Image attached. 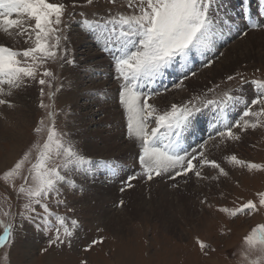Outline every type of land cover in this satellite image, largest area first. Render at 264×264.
I'll return each mask as SVG.
<instances>
[{
	"label": "rangeland",
	"instance_id": "1",
	"mask_svg": "<svg viewBox=\"0 0 264 264\" xmlns=\"http://www.w3.org/2000/svg\"><path fill=\"white\" fill-rule=\"evenodd\" d=\"M235 1L232 0V4ZM50 2H58V0H50ZM243 2L244 0H241V2L236 3V12L239 17L236 15L234 16L235 19L230 16L235 11L223 10L225 22L219 24L215 29L208 48L210 49L209 54L208 51L206 52L208 49L203 50V52L194 51L190 54L188 59L193 64L191 69L197 75L185 81L186 87L175 90L174 84L179 80L177 79L174 84L168 87L171 89L170 91L150 102L164 109L166 108L165 106L168 107L167 103L170 106L171 103L186 101L197 94L207 93L208 89L216 88V85H220V88L216 89V95L208 93L209 98L215 99L222 94L221 90L236 89L239 79L228 82L226 77L229 74L236 75L237 73H243L249 81L248 84L240 86V95H244L245 99L255 96L257 90L251 84V81L254 78L264 79V46H262L264 45V29L250 32H255L260 36V38H254L258 41L253 47L238 48V46H234V43L246 37L243 33L249 31L248 28H245V24L249 20L251 22L255 20L258 24L264 22L260 18L263 16L261 13H263L264 7L259 6L257 0H250L247 4L252 9L251 13L247 20H242L243 17L240 10ZM63 3H65L67 8L65 18L67 19L68 14L72 13L69 30H72L73 26L74 28L78 25L81 27L80 22L83 19H97L96 21L102 22V20L108 18L110 13L126 15L129 11L127 9V0H116L114 5L108 4L107 0H94V4L90 6L84 4V0L65 1ZM73 3L78 6L72 8ZM229 3L230 0H224V5H229ZM239 7L240 9H238ZM237 18H239V21L236 20ZM230 29H232V33ZM98 30L96 28L88 29L86 37L89 38H86V40L90 41V37L94 36L92 38L94 41L97 40L96 44L98 47L100 46L96 49L98 52L96 53H100L101 57L106 54L107 56H104V59L111 60L110 53L102 51L107 44L110 46L108 37L105 35L107 32L100 31L101 33H99ZM98 36L101 38H98ZM11 41H13V44H11ZM0 44L12 47L18 51L29 46L24 42L23 38L10 36L2 31H0ZM244 44L243 40L242 46ZM69 47L72 58H74L72 51L74 48L70 44ZM83 47H85V50H91L89 46L84 45ZM82 48L78 47L76 49L78 50L77 52H81ZM228 48L232 55L227 60L224 57V52ZM112 51H115V49L113 48ZM221 53L224 54L221 55ZM236 59L237 63L229 65ZM207 60L214 62V66L210 69L203 67V63ZM45 67L52 71L56 77L52 82V91L55 93L52 101L47 98L49 89L45 86L44 103L52 104L54 107V115L49 123L55 127L58 136L65 141V146H74L78 154L84 155L85 150H83V147L76 146L77 144L81 145L79 139L82 137H75L73 130H71L78 125V122L74 124L72 107L61 96L70 88L65 72L67 66L61 68L55 62H48ZM216 71H221V76H214ZM96 76H99V74ZM101 78L104 79L103 75ZM58 85L61 86L60 92L55 91ZM3 87L5 92L9 91L7 85ZM40 87L38 83L30 81L26 88L13 89L15 90L13 97H16L12 101L14 107L0 106V110L6 107L4 109L8 113L5 120L2 116L3 112L0 111V123L2 124L0 132V222L7 223L9 219H12L15 225L14 242L10 247L0 249V264H81L82 261L85 264H247L246 257L249 245L245 242V237L251 234L253 228L264 224V211L233 218L226 213L218 212L216 209L220 207L231 209L248 199H253L258 203V193L264 192V171L250 172L246 168L229 164L226 157L235 154L239 159L246 162L264 165V127L257 128L255 131L250 130L248 133L243 134L239 142H230L223 148L222 152L224 153L220 152L219 154L218 151L214 153V158L225 167V170L229 172V176L227 178L222 177L220 184L214 181L210 182V187L206 186L205 181L197 182L193 176L188 184H185L184 180L181 179L182 181L180 180L178 188H173L171 182L167 183V180H156L154 183L146 180H137L133 182V188L121 192V177L128 175H121L120 178L114 179L113 175L105 174L102 170L111 172L109 168L114 171L115 168L120 166H128L126 168L130 169L129 171H132V173L139 171L137 164L139 146L133 144L135 154L131 160L132 162L129 161L127 165L126 163L124 165L123 161L119 159V162L118 160L109 159L105 156L106 154L101 156L93 155L90 160L97 168L92 166L89 173L91 180H95L92 176L96 175L99 183L94 182L98 185L90 182L85 177H74L72 182L76 187L72 188L71 200L67 203V206H58L54 199L49 202L50 211L53 214L50 217L52 227L49 232L45 233L42 230H37L35 223L21 222L19 219V212L23 210V205L28 202L26 197L18 195V189L23 181L19 177L10 178L8 181L3 178L4 172L24 152L29 151L32 145H42L46 139V133L37 135L34 132L37 121L46 117V110L37 106L40 103ZM163 90L161 89L160 91L163 92ZM80 92H78V95ZM80 97L82 98L81 94ZM0 98L7 99L8 96ZM31 100L32 103L29 102ZM99 100L105 101L106 99L100 96ZM25 103H28L31 111L29 118L23 119L22 122V111H24ZM236 106H234V117L229 122L236 121L241 116V111L237 110ZM210 111L211 109L204 110L195 122L196 125L201 126L203 131H212L210 128L216 123V120L210 121L214 115L210 114ZM78 113L80 114L78 118H81V115L83 118L84 114H86V112H81L80 110H78ZM91 113H96V109H92ZM118 113L120 127H117V131L119 130L118 133L121 135L120 139L122 140H119V142L123 145L127 138L126 114L123 113L122 109L118 110ZM206 114L208 116L203 118ZM228 116L230 118L232 115L228 112ZM100 117L102 119L103 116H97L94 123H97ZM8 123L10 124L7 125ZM5 126H8V128H5ZM95 127H89V130H93ZM84 131H87V129ZM197 133L191 127L185 135L184 145H194L197 141L194 136H197ZM207 136L208 133L204 135V139ZM201 140L202 136H200L199 141ZM75 141L76 144L74 143ZM11 152L12 155L8 158L7 156ZM37 155L38 153L35 150L31 152L30 162L25 165V174H27L30 165L36 162ZM101 158L103 161L100 162L101 164H97ZM108 164L112 166L108 168ZM75 170L80 171L82 167ZM206 171L209 175L215 174L212 169ZM105 185L111 187L112 190L114 189L115 192L117 191L114 198L109 196L110 201L107 200L106 204L103 199L99 198L98 201L97 196L94 198L102 187H106ZM61 187H63V184H61ZM100 194L103 193L101 192ZM121 199L124 202L123 206L119 204ZM202 199H207L208 203L201 204L200 201ZM209 204H212L213 207L210 208ZM69 209L73 210L69 211ZM37 211L41 210L37 208ZM5 212L12 213L14 216L5 217ZM56 216L64 217L65 226L73 231L74 234L64 244L49 246V236L55 235L56 229L59 227L55 219ZM72 219L78 221L75 227L71 224ZM22 223L23 226L21 227ZM2 234L3 228L0 226V235ZM92 240H100L102 242L85 252L84 248ZM199 242L208 245L206 252L200 250Z\"/></svg>",
	"mask_w": 264,
	"mask_h": 264
},
{
	"label": "snow or ice",
	"instance_id": "2",
	"mask_svg": "<svg viewBox=\"0 0 264 264\" xmlns=\"http://www.w3.org/2000/svg\"><path fill=\"white\" fill-rule=\"evenodd\" d=\"M107 3L114 5L116 0H107ZM84 4L93 5L94 0H84ZM77 6L76 3L72 4V8ZM224 7V0H127L129 11L126 15L110 13L102 22L91 19L80 22L82 28H96L108 33L110 46L106 45L102 51L111 55L109 78L116 84L117 110L122 109L126 114L127 138L139 146V171L126 178L121 177V192L133 188V181L156 182L157 178L171 181L173 188L179 187L181 179L188 184L193 176L197 182L205 181L209 187L213 181L220 184L221 178H227L229 172L214 158V153L223 151L230 142H239L242 135L250 130L264 127V79L254 78L251 81L257 91L254 97L245 99L239 94L240 86L249 83L243 73L227 75L226 81L239 79V83L234 90H221L222 94L215 99L209 98L208 93L216 95L220 85L186 101L171 103L164 109L150 102L171 90L164 87L162 92L158 88L153 89V84L175 62L180 61L187 68L182 78L174 84L175 90L184 89L185 81L197 75L188 67V58L194 51L203 52L209 48L215 29L225 22ZM261 7H264V0H261ZM66 12L62 0H0V31L21 37L29 45L18 51L0 44V97L11 96L12 89L26 88L31 81L41 86L40 103L37 106L46 110V117L37 121L34 127L37 135L46 133V139L42 145H32L29 151L24 152L4 172L3 178L8 181L19 177L23 181L18 195L26 197L28 202L19 212V219L21 222L35 223L37 230L45 233L52 227L50 217L53 214L49 202L54 199L58 206H67L60 185L67 183L69 187L75 188V184L68 179L69 174L74 167L80 169L91 163L78 154L74 146H65V141L49 123L54 115V107L44 103L45 86L49 89L48 100L54 99L52 82L56 79L45 65L55 62L63 68L76 63L71 55L67 35L72 13L66 19ZM240 12L243 20H247V0H244ZM245 27L249 29L243 33L247 36L251 31L264 29V22L246 23ZM113 48L115 51H112ZM213 66L212 60L203 63L204 68L210 69ZM4 85L8 86L9 91H4ZM145 88L149 90L145 91ZM60 90L61 86L58 85L55 91ZM233 104L242 105L241 116L229 122L224 118V113ZM3 105L14 107L10 100L0 98V106ZM206 109L216 110V123L212 125V131L195 145L185 146V134ZM33 150L38 153L36 162L30 165L25 174V165L30 162ZM226 160L250 172L264 171V165L246 162L235 154L227 156ZM208 169L214 170L215 174H207ZM200 202L205 204L208 200L202 199ZM123 203L121 200L120 206ZM209 207L213 205L209 204ZM37 208L41 211L38 212ZM216 210L233 218L259 213L264 211V192L258 193V203L248 199L234 208L220 207ZM4 215L14 216L8 212ZM55 219L59 227L55 235L49 236V246L64 244L74 234L65 226L64 217L56 216ZM71 224L75 227L78 221L72 219ZM0 226L3 228L0 249H6L14 242L15 225L9 219L7 223L0 222ZM101 242L92 240L84 251L88 252ZM245 242L249 245L247 264H264V224L253 228L251 234L245 237ZM199 247L206 252L208 245L199 242Z\"/></svg>",
	"mask_w": 264,
	"mask_h": 264
},
{
	"label": "bare ground",
	"instance_id": "3",
	"mask_svg": "<svg viewBox=\"0 0 264 264\" xmlns=\"http://www.w3.org/2000/svg\"><path fill=\"white\" fill-rule=\"evenodd\" d=\"M62 1L63 2L68 1L69 2V1H73V0H62ZM260 1L261 0H257L259 6H261ZM237 2H241V0H236L234 2V4H232V0H230L229 5H225V8L223 9V10L230 11V12L232 10L235 11V13H232L234 15H232V14L230 15L231 17H234L236 15L238 16V13L236 12V7H235ZM249 2H250V0L249 1L247 0V3H249ZM238 9H240V7ZM251 10L252 9L249 7V11H251ZM263 13H264V10H263ZM252 14H253V12H252ZM260 18H262L264 20V15L261 16ZM234 19H235V17H234ZM236 20L239 21V18H237ZM253 22H255V20H253ZM86 31H88V29H86V28L82 29V27H80L78 25L75 28L73 26V29L69 30L67 32V35L69 36V44L72 45L74 48V50H72V51L74 53V59H75L76 63H75V65H73L71 67L67 66L65 69V72L67 75L66 79L68 80V84H70V88L67 89L64 94H61V96H62V98H65L64 101L69 102V104L71 105L72 110H73L72 115L74 116V124H77V122H78V125H79V126L77 125L76 127H74V129H71V130H73V134L75 137H79V136L82 137L79 139V141H81V145L77 144L76 146L77 147H81V146L83 147V150H85V154L83 156L85 157L86 160L90 161L91 163H87V164L83 165L82 170H80V171H76L75 170L76 168L75 169L73 168V171H72V173L69 174L68 179L72 181V179L74 177H80V178L87 177L86 179H88L90 182L99 183V179L96 177L95 174L92 176V178H94L95 180H91V175L89 173V170L92 166L97 168L95 165H93L92 161L90 160L91 156H93V155L101 156L102 154H104V155L106 154L105 156H107L109 159H111V160H118L119 159L120 161H123L124 165H125V163L127 165V163H129V161H131L133 159L134 154H135V150H134L133 143L130 142L127 138H126L127 140L125 139V141L123 142V145L119 142V140H121L120 139L121 135L118 133L119 130L117 131V129L120 127V120L118 117L119 113H118L117 104H116L117 91H116V84H115L114 80L109 78V64H110L109 61H110V59L109 60L104 59L105 58L104 56H107L106 54L103 55L102 57L99 55L100 53L97 54L98 52L96 49L100 47V46L98 47L96 44L98 41L97 40L94 41V39L92 38L94 36L90 37L91 38L90 41H87L86 38H89V37H86ZM98 31H99V33H101L100 32L101 30H98ZM230 31H231V33L233 32L232 29H230ZM238 32H240V31L238 30ZM105 35H107V37H108V33ZM98 38H101V37L98 36ZM254 38H260V36H258L255 32H252L249 35H247L245 38L238 40L236 43H234V46H238V48H242L245 46H247V47L252 46L253 47L254 44L258 41L257 39H254ZM243 40H244L245 44L242 46ZM17 42H18V40H17ZM11 44H13V41H11ZM84 45L89 46L91 50H85L84 49L85 47L82 48V46H84ZM262 46H264V45H262ZM78 47H81L83 50L81 52H77L78 50H76V49ZM235 48H237V47H235ZM207 51L209 54L210 49L206 50V52ZM224 53L223 54H224L225 59H227L230 55H232L230 53L229 48L227 50H225ZM257 58H259V57H257ZM238 61H239V59H238ZM232 62L233 63H230L229 65H232L235 62L237 63V59L235 61H232ZM226 66H228V65H226ZM97 74H99V76H96ZM221 74H222L221 71L220 72L219 71L214 72V76H216V77L221 76ZM102 75H103L104 79L101 78ZM87 84H89V85L86 87ZM11 91H12V95L8 96L7 99L12 102L13 99H15L16 97H13L15 95V92H14L15 90L12 89ZM79 91H81L80 94H81L82 98L80 97V94L78 95ZM30 93L32 94L31 91H30ZM100 96L106 100L100 101L99 100ZM29 102L32 103V100ZM80 103H81V105H80ZM157 104H159V103H157ZM24 105H25V108H24V111H22V122H23V119L29 118V113L31 111L28 103H25ZM167 105L169 107L168 103H167ZM234 106H235V104L230 105L227 108L226 112L228 111L229 114L233 115L234 114ZM165 107H167V106H165ZM4 108H6V107H4ZM4 108H2L0 111L3 112L2 116L6 120L8 113H6ZM160 108H162V107H160ZM92 109H96V113H91ZM236 109L237 110L239 109L241 111L242 105H237ZM78 110H80L81 112H86V114H84L83 118H82V115H81V118H78V116L80 115L78 113ZM88 110H90V111H88ZM101 115L103 116L102 119L100 117V119H98L97 123H94L95 118L97 116L99 117ZM207 116H208V114L204 115L203 118L207 117ZM199 119H201V118H199ZM125 123H127V120H125ZM9 124L10 123H8L7 125H9ZM81 125H82V127H81ZM0 126H1L0 127V132H1V130H2V124L1 123H0ZM94 126H96V127L93 130L92 129L89 130L90 129L89 127H94ZM5 128H8V126H5ZM192 128L194 131L198 132L197 136H194V139H197V141L194 143V145L200 140V136H202V139H204V135H206L207 133L209 134L211 132L209 130L203 131L201 126L196 125V123H194ZM86 129H87V131H84ZM74 143L76 144V141ZM218 152L220 154V152H222V151H218ZM222 153H224V152H222ZM219 154H217V155H219ZM11 155H12V152L7 157L10 158ZM119 160H118V162H119ZM101 161H103L102 158L100 161L97 162V164H101L100 163ZM117 165H119V164H117ZM126 167H128V166H125V167L120 166L119 168H115V170L113 171V170H110V168L108 166L109 171H111V172H108L107 170H102V171L105 174L113 175L114 179H115V178H120L121 175L126 176V175H129L130 173H132V171H129L130 169H127ZM86 179H85V181H87ZM94 181H96V182H94ZM157 181H159L158 178H157ZM168 182H171V181H167V183ZM171 184H172V182H171ZM100 185H101V183H100ZM191 185H192V183H191ZM60 188L62 191V197L67 201V203H69L71 200L70 197H71L72 188L71 187L68 188V184H63V187H61V185H60ZM188 188H189V186H188ZM101 192L103 194H100ZM116 192L114 189L112 190V188L109 186L102 187L101 191L99 190V192H97L95 194L94 198L97 196L98 201H99V198L103 199L104 203L106 204L107 200L110 201L109 196H111V197L113 196V198H114L116 196V194H115ZM74 199H75V197H74Z\"/></svg>",
	"mask_w": 264,
	"mask_h": 264
}]
</instances>
